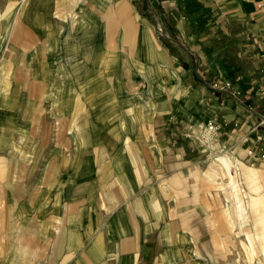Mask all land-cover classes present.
Returning a JSON list of instances; mask_svg holds the SVG:
<instances>
[{
	"label": "crops",
	"instance_id": "obj_1",
	"mask_svg": "<svg viewBox=\"0 0 264 264\" xmlns=\"http://www.w3.org/2000/svg\"><path fill=\"white\" fill-rule=\"evenodd\" d=\"M0 18L3 52L27 27L23 64L0 65V264L250 262L264 0H0ZM25 144L45 157L8 154Z\"/></svg>",
	"mask_w": 264,
	"mask_h": 264
},
{
	"label": "rangeland",
	"instance_id": "obj_2",
	"mask_svg": "<svg viewBox=\"0 0 264 264\" xmlns=\"http://www.w3.org/2000/svg\"><path fill=\"white\" fill-rule=\"evenodd\" d=\"M140 9L142 11H145L146 13H148L145 7L141 6ZM3 11H4V8H1V12H3ZM0 19L3 20V22H2L3 23L2 24L3 25V28H2L3 33L1 31V29H0V35H7V33H9L10 30H11V27H10L11 24H10V22H7L6 19H2V18H0ZM77 24L78 23L73 24V25H75V28L77 27ZM64 25H65L64 28L61 27V29H67L68 26H69V24H64ZM116 26H118V24H116V23H114V25H112L113 30H117ZM18 27H19L18 30L21 33V35H19V37L16 40L15 39H10V41H13V42L9 41V44H8L10 46V48H11V50L8 48L11 51V52L9 51L10 54L7 51L3 52V48L5 47L6 42H7L6 38L8 36L6 38H1L0 39V65L4 61H10V62L14 61V62L22 63V64L24 62L23 61L24 56H22V54L24 52V49L25 48L27 49V27L24 26L23 24H19ZM2 40H4V42H2ZM61 41H62V39L53 40L52 41L53 48H54V46L60 47L59 45H60ZM4 49H6V48H4ZM5 89H7V88H5ZM42 107H43V109L52 110V109H54V104H51V103L50 104H43ZM58 124H59V122H58ZM261 127H264V126H261ZM257 128H260V127L257 125ZM18 129L19 128L17 127V130ZM194 138L196 139V137H194ZM199 140H200V138L198 139V141ZM12 141L16 142L13 137H12ZM202 141L206 142L205 140H202ZM23 147H26V148L25 149H20V147L18 145L19 149L11 150V151L8 152V154L9 155H13V157L16 158V159H22V160L33 159L34 157L37 158V159H42V158L45 157L44 156V152H27V144H25ZM3 152L4 151H1V154H0L1 157L6 155V153H3ZM30 153H32V154H30ZM34 153H36V154L34 155ZM225 154H227L230 157L232 156L231 154H229L227 152H225ZM248 154H249L250 158H253V157L258 158V157L262 156V155H258V154L255 155L254 151L249 152ZM234 157H236V156H234ZM20 170H23V167L22 168H20V167L12 168V171H13V173H16V176H19ZM26 175H27V173H26ZM34 175H36V172H33L32 176H34ZM256 217L257 216H255V218ZM238 233L240 235V238H239L240 242H242V245L238 247L239 251L243 255L244 259H247V257H248V259L250 260L249 263L245 262V263H239V264H264L262 262V260H261L262 256H263L262 255V250L264 249V246H263L264 245V241H263V239L259 237L257 243L252 240V242L254 243V248L256 250V254L251 255V253L249 251H251L250 249H251L252 246H251V240L248 237V236L251 235V231L247 230V229H243V231H242V229H241L240 231H238ZM241 235H243V236L246 235L247 237H245V236L241 237ZM247 241H248L249 244L247 243ZM18 258L24 259L25 257L22 256V258L21 257H18ZM253 260H255V262ZM14 264H27V262H15ZM225 264H232V263H225ZM233 264H237V263H233Z\"/></svg>",
	"mask_w": 264,
	"mask_h": 264
},
{
	"label": "built area",
	"instance_id": "obj_3",
	"mask_svg": "<svg viewBox=\"0 0 264 264\" xmlns=\"http://www.w3.org/2000/svg\"><path fill=\"white\" fill-rule=\"evenodd\" d=\"M215 88H219V87H218L217 85H215ZM221 88H222V87H221ZM258 126H259V127L264 126V116H262V118H261V120H260Z\"/></svg>",
	"mask_w": 264,
	"mask_h": 264
},
{
	"label": "bare ground",
	"instance_id": "obj_4",
	"mask_svg": "<svg viewBox=\"0 0 264 264\" xmlns=\"http://www.w3.org/2000/svg\"><path fill=\"white\" fill-rule=\"evenodd\" d=\"M14 37H16V35H14ZM2 42H4V40H2ZM83 134V133H82ZM78 137V136H77ZM79 138H81V137H79ZM81 144H83V143H81ZM27 251V250H26ZM26 251H21V252H24V253H27Z\"/></svg>",
	"mask_w": 264,
	"mask_h": 264
}]
</instances>
